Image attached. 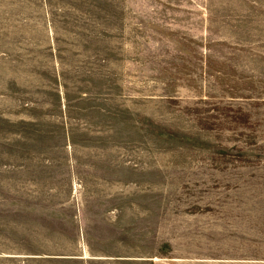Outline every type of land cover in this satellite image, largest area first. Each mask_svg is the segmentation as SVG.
I'll return each mask as SVG.
<instances>
[{"label":"rangeland","instance_id":"obj_1","mask_svg":"<svg viewBox=\"0 0 264 264\" xmlns=\"http://www.w3.org/2000/svg\"><path fill=\"white\" fill-rule=\"evenodd\" d=\"M0 264H264V0H0Z\"/></svg>","mask_w":264,"mask_h":264}]
</instances>
